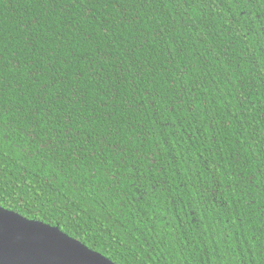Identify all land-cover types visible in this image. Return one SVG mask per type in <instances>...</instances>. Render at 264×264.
I'll list each match as a JSON object with an SVG mask.
<instances>
[{"label": "trees", "instance_id": "obj_1", "mask_svg": "<svg viewBox=\"0 0 264 264\" xmlns=\"http://www.w3.org/2000/svg\"><path fill=\"white\" fill-rule=\"evenodd\" d=\"M0 206L115 264H264V0H0Z\"/></svg>", "mask_w": 264, "mask_h": 264}, {"label": "water", "instance_id": "obj_2", "mask_svg": "<svg viewBox=\"0 0 264 264\" xmlns=\"http://www.w3.org/2000/svg\"><path fill=\"white\" fill-rule=\"evenodd\" d=\"M0 264H115L63 232L0 206Z\"/></svg>", "mask_w": 264, "mask_h": 264}]
</instances>
